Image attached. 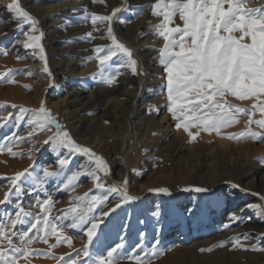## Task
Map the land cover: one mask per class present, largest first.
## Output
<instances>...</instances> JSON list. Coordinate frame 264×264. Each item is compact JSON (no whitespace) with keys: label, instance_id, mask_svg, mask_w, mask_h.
I'll return each instance as SVG.
<instances>
[{"label":"rangeland","instance_id":"1","mask_svg":"<svg viewBox=\"0 0 264 264\" xmlns=\"http://www.w3.org/2000/svg\"><path fill=\"white\" fill-rule=\"evenodd\" d=\"M38 1L44 2V0H29L27 5H23V0H20L25 10L33 16ZM10 2L11 0H0V51L7 50V55H0V74L11 72L8 79L13 81L12 83H8L3 76H0V121L2 123L8 122L7 126L0 128V200L4 199L6 193L10 195L8 202L0 204V222L6 223L8 216L15 218V211L18 210L16 208L17 204L23 207L25 211L33 214L32 217H26L30 223L36 222L33 217L43 218L44 216V213L40 210L38 201H43L50 195L53 204L48 213V218L57 225V231L62 232L63 236L69 237L72 242L71 247L67 243L62 242L55 248H52L50 246L56 244L55 236H49L48 243H44L42 240H33L31 245H28L30 254L27 258L19 257L17 264H60V257L72 254L74 250L82 248L87 242L85 235L86 226L71 227L70 225L73 223L71 217L60 219L63 217L65 210L74 206L73 201L76 197L73 193L74 186L81 187L84 190V194L89 193L90 196L107 197L108 203L104 207V211H107L118 200L117 194L108 193L104 189H97L95 188V183L93 185L86 183V173L89 171L86 168H89V166L94 168V161H90L83 154L72 153L76 157L73 155L70 157L68 155L69 152L65 149L59 150L58 153L52 152L50 145L43 143L49 136L46 134V131L41 133L39 128L36 129L32 137H29V133L34 127V124L29 122L36 121L41 104H45L47 109L56 115L60 123L70 131L71 136L77 143L90 148L104 159L109 167V173L105 175L101 172L98 175L100 176V182L104 183L105 188L120 185L127 179L129 194L138 198L134 202L135 204L128 203L117 209L115 211L116 220L113 218L114 212L105 219L94 243L89 246L93 259L96 255L105 252L108 248L119 242V237H125L127 245L125 251H129L139 242L138 234L142 231L146 233L145 251L150 252V246L156 240V229L160 227V224L154 223V225L150 222V227L147 223L140 227V216L138 214L142 209L140 205L145 203L146 198L154 195L173 197L196 193L194 191L185 192L182 189L203 186V182L209 178L205 174L199 183H195L192 180L188 181L189 179L186 176L190 173L194 174V170H190L192 164L190 165L189 162L192 156L188 150L179 149L178 145H174L169 153H158V151H153L145 146L140 140V135L151 127L156 132L157 139L162 142L170 137L173 132H181L185 137L189 138L183 129L177 130L175 128L176 120L166 110L167 101L166 91L163 87L164 83L160 84L161 82L158 80V73L161 72V67L157 63L158 57L156 58V55L151 54L150 51L143 53L147 48L145 41L151 40L149 33L153 32L150 29V24L153 20L159 18L152 14V5L156 0H92L86 11H79L81 14H72L70 11V8H78L82 4L80 0H56L55 4L59 6V12L64 13L66 11V15L61 16L57 21H50L45 17L38 19L34 16L38 21L37 31L31 33L33 35L43 34L41 44L46 51L47 64L52 73L51 76L43 72L44 61L39 59L38 50L25 49L22 46L27 39L25 33L30 32V26L22 24L18 30V24L6 9V5ZM262 4H264V1ZM117 8L122 10L116 14L112 21L114 35L133 52V58L137 61L138 72L137 74H133L129 68L122 66L126 58L118 52L113 57V60L109 61L103 69L104 76H116V83L111 86L103 83L101 78L102 70H99L97 74L93 73L90 76L81 77L82 80H86V83L83 84L84 89L79 93L77 100L68 99V108L71 115L63 119L55 110V104L62 93L55 92L54 87L56 83L59 84L62 78H73L74 74L89 64L91 59L85 56H78L77 54H69V50L77 46L79 48L77 52L86 53L89 48L99 44L102 39H107L109 41L108 46H99L105 48V52L101 53L103 55L107 54L106 50L111 47L112 42L107 35V22L98 21L96 25L91 23L88 28L82 29L74 37L66 38L64 36L59 41L54 40L55 35L52 31L59 30V32H62L63 30L58 29V26L65 22L67 24L69 22L68 25L71 27L83 26L84 23H87L88 19L91 21V16H88L91 13L110 15ZM175 18L179 19L178 16ZM174 23L171 26L174 27ZM182 24L183 22H180L176 26H182ZM136 26L140 28L136 29ZM131 28L135 29L134 32L132 31V41H139L128 45L127 33ZM5 32H7L6 36L4 35ZM89 34L91 35L89 36ZM155 37L158 38L159 36L156 34ZM159 39L162 38L159 37ZM137 44H140V48ZM67 60L71 61L69 66L65 63ZM29 72H31V75L28 74ZM12 88L21 89V94L25 98L24 102L18 103L12 101L10 97ZM67 89H69L68 81L65 82L62 90ZM98 90L102 95L100 94L98 98H95L96 91ZM36 101L37 103L39 102V105L36 104ZM112 101H118L121 103V107L112 109ZM157 102H162V106L159 107ZM153 108H158L159 113H154L152 111ZM22 109L25 111H21ZM146 109L147 112L145 111ZM255 111L253 108L249 109L250 113H255ZM163 114L165 118L162 121ZM151 117L154 120H150ZM236 118L238 125L244 126L246 124L245 128L242 127L239 130L244 132L251 129V131H255L264 137V129H261L256 124L248 125V115L238 113ZM252 118H254L253 120H258L254 114ZM154 122L157 124L153 125L152 123ZM103 128L107 130L106 134L102 133L101 130ZM190 130L193 133L198 131L196 128ZM131 139L132 141L130 142L129 140ZM248 139L256 147L255 152L250 156V160L255 163V167L260 166H256L258 163L264 166V140H255L251 137H248ZM107 142L119 146V156L104 155L99 151L100 147L107 144ZM195 143L199 147L198 154L208 155V153H211L208 161L205 162L207 166L213 168L218 164L221 151H217L216 148H213L211 151V147L215 145L214 140L205 144L198 135ZM130 145L133 148L130 149ZM9 148H11L12 152L17 153V155H11L8 151ZM58 158L68 159L69 164L62 170L60 177L48 179L42 185L43 190H41V186L37 185L36 181L45 180L43 177V169L45 167L49 170L58 169ZM193 160H195V157ZM198 165V162H194L195 167ZM25 170H29V174L21 177V180L18 181L21 185L22 194L17 197L11 192L13 186L10 178L18 172H25ZM72 171H81L85 174L78 178L73 187L63 190V183L66 182L67 176L71 175ZM216 178L220 179L218 174H216ZM260 178L258 176L254 179L255 185L259 181H264V176L262 179ZM230 184H233L230 180H220L213 190L201 195L221 190L224 192ZM159 187L169 188L172 196L156 193L154 189ZM173 188H175V191ZM240 190L247 196L248 200H253L258 204L262 203L260 197H264V193L258 187L253 186L251 189H244L240 185ZM137 203L138 206H134ZM208 211L210 212V210ZM232 212L238 215L236 209H233ZM239 215L243 218L248 213L242 211ZM183 216L187 217V214H183ZM127 219L131 220V225L136 223L137 228H130L128 226L125 231H122L124 223H127ZM164 221L163 228L166 227V224H169L167 218H164ZM243 221L246 222L245 225L250 223V219L246 220L243 218ZM30 223L17 225L13 229L17 233V236L13 238L14 246H23L19 240V235L30 227ZM174 225L176 227L178 222L175 221ZM232 225H235V223ZM235 227L231 226L229 228L231 235H233L232 232ZM210 234L211 232L200 235L197 232L198 236L195 237L211 238ZM29 235H33V233H29ZM40 235H43V233H40ZM186 237L188 239L185 240V244L189 246L194 237H192L188 230L186 231ZM181 238L180 234H177L176 237L159 241L160 243L156 249V252L159 254L153 255L148 264H153L161 259L163 255L161 247H164L166 244H172V241L175 239L180 241ZM181 241H184V238ZM228 243L225 246L231 245ZM0 246H4L5 250H7L5 241L0 240ZM216 246L217 243H212L208 250H214ZM46 252H51V256L31 254ZM141 255L143 256V254ZM203 255L204 253H198L196 260H188L187 264L215 263L214 259ZM53 257L56 258L54 259ZM123 261L135 264L133 259H124Z\"/></svg>","mask_w":264,"mask_h":264},{"label":"snow or ice","instance_id":"2","mask_svg":"<svg viewBox=\"0 0 264 264\" xmlns=\"http://www.w3.org/2000/svg\"><path fill=\"white\" fill-rule=\"evenodd\" d=\"M153 16L160 17L161 22L155 26L156 34L164 41L163 46L158 49L159 65L163 68V87L166 91V110L171 117L176 120L175 128L183 129L191 140L195 141L200 131L211 134L215 132L221 134V130L230 127L238 120L237 113L248 115V124H256L264 129V118L253 120L248 109L238 107L227 102V96L235 97L238 100H257L253 104V110H258L264 116V102H259L264 97V8H248L243 0H156L152 5ZM9 14L19 27L22 24L30 26V32L25 33L26 41L23 43L25 49L38 50L39 59L44 61L43 72L52 75L47 64L46 51L41 44L42 35H33L37 31V19L22 6L20 0H11L6 5ZM122 9L117 8L110 15L91 14V23L96 25L98 21L107 22V35L111 39V47H96L94 52L101 67V78L103 83L111 86L116 83L115 75H103V69L117 53H121L126 59L122 66H126L133 74H137V61L133 58V52L120 42L114 35L112 21L116 14ZM72 11H83V9H73ZM179 17L183 22L182 26H170L174 23V18ZM67 19V18H65ZM7 35V32L4 33ZM91 34H89L90 36ZM0 55H7V50L0 51ZM19 58V57H18ZM31 75V72L28 73ZM11 72L0 74L8 83L13 81L8 79ZM54 86V85H53ZM25 111V110H21ZM147 112V109L145 110ZM152 111L159 113L158 108ZM38 119L30 121L34 124L29 137H32L39 128L40 132H53L43 143L50 145L52 152L58 153L65 149L69 153L83 154L90 161H94L95 167L88 171L95 182V188L104 189L108 193L117 194L118 200L107 211L104 207L108 203L107 197H97L85 193L83 196L74 198V206L65 210L63 217H71L73 223L71 227H85L87 242L82 248L74 250L72 254L59 258L60 264H121L124 259H133L135 264H148L153 255H158L156 249L159 240H154L150 246V252L145 251V232H140L139 242L129 251H125L127 245L125 237H119V242L95 256L93 259L90 252V245L94 243L98 236L101 226L105 219L117 209L125 204L134 203L137 197L129 194L128 181L125 179L120 185H113L105 188L104 183L100 182L98 173H109V167L104 159L97 155L90 148L77 143L66 126L62 125L56 115L47 109L45 104H41L38 112ZM196 128L198 131L193 133L190 129ZM239 137H251L255 140H264L257 132L251 129L239 133ZM229 138L235 139L236 136L230 135ZM13 156L17 153L8 149ZM69 164L68 159L58 158V169H43L44 181H36L41 186L50 178H58L62 170ZM29 174V170L18 172L11 177L12 194L19 197L22 194L21 185L18 181L21 177ZM81 171H72L63 183V190L74 186L78 178L84 175ZM230 187L240 190V185L230 184ZM158 194L172 196V192L167 187L154 189ZM185 192H196L198 194L209 193V189L203 186L184 188ZM215 195V193H210ZM260 204H246L245 210L255 209L261 216H264V197H260ZM10 200L9 193H6L0 204ZM40 210L44 213L43 218L33 217L36 222L30 223L26 217H32L31 212L25 211L19 204L15 211V218L7 217V222H0V240L6 242L7 250L0 246V264H17L19 257L30 254L28 245L33 240H42L48 243L49 236L56 237V244L50 247L55 248L58 244L65 242L69 247L72 246L71 239L63 236L62 232L57 231V225L48 218L53 200L49 195L43 201H38ZM200 211L199 206L193 208L185 206L183 213L189 216L195 215ZM156 212L153 215H157ZM242 220L240 215L229 212L227 221L223 228L231 227L232 223ZM30 227L19 235L22 247L13 244V238L17 236L13 229L17 225L29 224ZM128 223H124L122 231H125ZM33 230H35L33 232ZM162 231V226L156 229ZM33 233V235H29ZM43 233V235H40ZM249 234H244L247 239ZM264 239V236L261 237ZM227 242H221V246ZM233 248H243L240 237L232 238ZM252 250L264 251V248L257 249L253 246ZM205 251V249H201ZM33 255L51 256V252L31 253ZM143 254V256L141 255ZM83 257V258H81ZM54 259L56 257H53Z\"/></svg>","mask_w":264,"mask_h":264},{"label":"bare ground","instance_id":"3","mask_svg":"<svg viewBox=\"0 0 264 264\" xmlns=\"http://www.w3.org/2000/svg\"><path fill=\"white\" fill-rule=\"evenodd\" d=\"M28 1L29 0H23V5H27ZM91 1L92 0H80L82 4L78 8H70V11L72 12V14H81V12L79 11L74 12L72 10L83 9V11H86ZM263 1L264 0H243V3L246 7L255 9L264 8V4H262ZM55 2L56 0H44V2L38 1L36 4L34 16L38 19L45 17L50 21H57L61 16H65L66 11L64 13L59 12V6L56 5ZM161 19L162 18L159 17L151 22L152 25L150 24V29H152L153 31L149 33V37H151V40L145 41V46H147V48L143 51V53H148L150 51L151 54H155L156 58L158 57V64V49L163 46L164 41L163 39H159V37H155V26L161 22ZM174 22V26H176V24H179L182 21H180L178 18H174ZM68 24L65 22L58 26V29L63 30L62 32L64 33L59 32V30L52 31L55 35V41L63 39L64 36H66V38L74 37L76 34H79L82 29L88 28L91 24V21L90 19H88L87 23H84L83 26L79 27H71ZM139 28L138 26H136V29ZM134 30V28H131L127 33L128 45L133 44V42L137 43L139 41H132V31L134 32ZM107 44H109V41L107 39H102L99 44H96L93 47L89 48L86 53L77 52L79 51V48L77 46H75L73 49L71 47L72 50H69L70 48L66 49L69 50V54H77L78 56H85L91 59L89 61V64L85 65L80 71H78L76 74L73 73V78H62L59 81V84L56 83L54 87L55 92L62 93L58 102H56L55 104V110L63 119L68 118L71 115V112L68 108V99L72 98V100H77L79 97V93H81V90L84 89L83 84L86 83V80H82L81 77L90 76L93 73L97 74V72L101 70L99 61L96 58L97 54L94 52V49L98 46ZM137 45H139L140 48V44ZM65 63L69 66L71 61L67 60L65 61ZM160 67L161 72L158 73V80L161 82L160 84H163L164 81L162 78L164 72L162 66ZM66 81H68L69 89L62 90V88L65 86ZM21 92L22 91L20 88H12L10 96L12 101L18 103L24 102L25 98L23 97L24 95L21 94ZM100 94L101 93L99 90L96 91L95 98H98ZM263 98L264 97H261L259 102H263ZM225 99L232 105L243 107L248 110L252 108L253 104L258 102L251 99L241 101L235 97H231L230 95ZM36 104L39 105V102L37 103L36 101ZM157 104L159 107H161L163 103L157 102ZM115 107L120 108L121 103H119L118 101H112L111 108L113 109ZM254 116L257 119L264 118V116H262V114L258 110L255 111ZM38 118L39 117H37L36 120ZM164 118L165 115L163 114L162 121L164 120ZM150 120H154V118L151 117ZM7 124L8 122L6 121L3 123L0 121V128L7 126ZM152 124L155 125L157 123L154 122ZM245 125L242 126L236 123L230 127L222 129L220 135H217L215 132L209 134L207 132L200 131L199 138L205 144H208L212 140H214L215 145L211 147V151L213 150V148H216L217 151H221V154L219 155V162L213 168H210V166H207L205 164V162L208 161L209 155L211 153H208V155L198 154L199 147H197L195 141L191 140L190 137H185L181 132H173L170 137L162 142L157 139L158 136L156 137V132L151 127L150 129L143 132L142 135H140V140L145 146L152 149L153 151H158V153L167 154L169 153L170 149L174 147V145H178L179 149L188 150L192 156L189 162L190 165L192 164L190 170H194V174L190 173L188 174V176H186V178L189 179L188 181L192 180L195 183H199L202 181L203 176L207 174L209 178L203 182V187L208 188L209 191L213 190L220 180L227 179L235 184L241 185L244 189H251L253 186H256L264 193V181H259L258 183H256V185L254 183L255 178L259 176L261 177L260 179H262L264 176V166L261 163H258L256 166H260L255 167V163L250 160V156L253 155L256 147L253 142L248 139V137H239V133L242 132L239 129L242 127L245 128ZM101 131L103 134L107 133V130L104 128ZM46 134L50 136L52 135V132L46 131ZM230 135H234L236 136V138H229ZM129 141L131 142L132 139ZM118 148L119 146H117L116 144L107 142V144L100 147L99 151L104 155L119 156ZM131 148H133V146L130 145V149ZM68 155L70 157L72 155L76 157L75 154L72 153H69ZM194 157L195 160H193ZM194 162H198L199 165L195 167ZM91 169L92 166L86 168L87 171H90ZM216 174H218L220 179L216 178ZM86 178L87 184L93 185L95 183L89 175H86ZM173 190L175 191V188H173ZM83 191L84 190L81 187H73V193L75 196H82L84 194ZM246 204L258 203L254 202L253 200H248L247 196L242 192V190H237L230 186L226 188V191H217L215 192V195L211 196L210 194L201 195L198 193H190L173 197L154 195L146 198L145 203L140 205L142 209L138 213L140 216V227H142L145 223H147L150 227V222H152V224L158 223L160 224V226H163L165 224L164 218H167L169 224H166V227L164 228L162 227V231L156 232L157 234L155 239H158L159 241H165L171 237H176L177 234H180V236L182 237L180 241H177L176 239L173 240L172 244H166L165 246L162 244L164 246L161 247L163 255L161 259L158 258L159 260L153 264H187L188 260H196V255L198 253H204L203 256L214 259V264H264V251L252 250L253 246H257V249L264 248V239H261V237L264 236V216H261L260 213L255 209L245 210ZM134 206L137 207L138 203ZM185 206L193 208L199 206L200 211L195 215H187V217H185L183 216V208ZM233 209L237 210L238 215L242 211L247 212L248 215L244 216L243 218H245L246 220L250 219V223L248 225H245L246 222L243 221V218L240 222L235 223V225H232L234 224L232 223L231 226L236 227L232 232L233 235H231V233H229V228L225 229L222 227V225L226 222L231 223L227 221V214L229 212H232ZM157 210H159V212H157V215L154 216L153 213ZM208 210H210V212ZM113 216V218L116 220L117 216L115 212L113 213ZM148 216L152 217L149 218ZM130 221L129 219H127L128 226H130V228H137V224L133 223V225H131L132 222ZM175 221L178 222V225H176V227L174 225ZM187 230L191 233L192 237H194V239H192L191 241L192 243L189 246L185 244V240L188 239V237H186ZM197 232L200 233V235L211 232V238H203L201 236L195 237L198 236ZM244 234H249L247 239H244ZM233 237H240L241 243L244 245V247L233 248L232 243H228L232 242ZM183 238L184 241H181L183 240ZM221 242H227L231 245L225 246V243L224 246H221ZM212 243H217V246L214 250L211 249V251H209L208 248ZM201 249H205V251H201ZM121 264L133 263L123 261V263Z\"/></svg>","mask_w":264,"mask_h":264}]
</instances>
